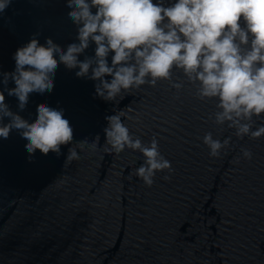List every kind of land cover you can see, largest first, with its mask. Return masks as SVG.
I'll list each match as a JSON object with an SVG mask.
<instances>
[{
	"label": "water",
	"instance_id": "water-1",
	"mask_svg": "<svg viewBox=\"0 0 264 264\" xmlns=\"http://www.w3.org/2000/svg\"><path fill=\"white\" fill-rule=\"evenodd\" d=\"M71 10L67 0H12L0 13V74L14 72V54L33 38H51L65 51L78 43ZM95 47L79 59L94 56ZM78 70L60 64L53 91L30 94L23 110L7 92L15 82L5 85L0 75L5 102L29 122L43 103L63 109L74 142L100 136L97 151L85 149L67 164L71 144L60 155L30 156L16 130L0 137V264H264V136L241 139L215 124L217 99L197 98L182 70L173 71V80L184 82L179 91L162 79L115 101L96 95L97 81L77 77ZM116 112L134 137L158 140L172 173L158 172L148 187L130 175L143 164L142 153L103 151L105 118ZM253 120V130L264 123ZM208 132L231 137L226 154L209 156ZM242 148L252 151L251 160Z\"/></svg>",
	"mask_w": 264,
	"mask_h": 264
},
{
	"label": "clouds",
	"instance_id": "clouds-1",
	"mask_svg": "<svg viewBox=\"0 0 264 264\" xmlns=\"http://www.w3.org/2000/svg\"><path fill=\"white\" fill-rule=\"evenodd\" d=\"M11 2L0 0V13ZM67 6L72 9L68 16L77 26L78 43L69 44L65 51L51 38L45 44L33 38L14 54V72L0 74L3 84L9 79L15 82L7 92L18 99L20 110L27 106L30 94L53 91L60 64L79 69V78L97 81L96 95L106 101L145 84L155 86L162 79L179 91L184 82L173 80L174 69H179L195 86L197 98L217 99V111L210 117L215 124H227L241 139L264 136V123L253 130V117L264 118V0H174L168 6L162 0H67ZM93 42L95 55L81 61L80 55ZM110 53H114L111 65ZM5 101L0 90V137L7 139L16 130L28 141L25 147L30 156L37 150L60 155L61 146L71 144L67 164L81 159L85 149L95 152L100 147L99 135L92 141L74 142V130L63 109L42 103L35 121L29 122ZM123 116L116 112L105 118L103 151L119 154L127 148L142 153L143 164L130 175L151 187L158 172L174 169L161 154L158 140L153 137L145 144L134 137ZM203 143L210 157L219 158L226 154L231 137L221 141L208 132ZM241 152L242 158H253L250 149Z\"/></svg>",
	"mask_w": 264,
	"mask_h": 264
}]
</instances>
